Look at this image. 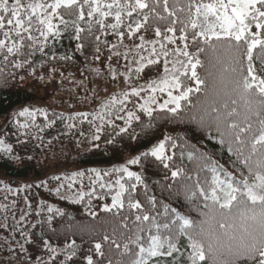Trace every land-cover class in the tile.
Segmentation results:
<instances>
[{
  "label": "snow or ice",
  "instance_id": "6c2138e0",
  "mask_svg": "<svg viewBox=\"0 0 264 264\" xmlns=\"http://www.w3.org/2000/svg\"><path fill=\"white\" fill-rule=\"evenodd\" d=\"M149 31L154 33V39L142 34ZM69 32V39L76 42L75 51L86 60V42H90L96 61L100 60L103 45L108 48L109 61L113 56H123L135 67L117 73L109 64L112 79L123 76L129 88L106 98L91 120L87 112L67 119L88 120L95 129L91 137L94 147H99L96 142L104 133L108 145L119 143L116 137L122 140L127 135L132 142L143 141L145 148L111 169L89 168L64 177L71 181L67 184L69 190L78 179L81 188L85 179L89 181L91 190L77 191L72 203L83 202L87 195L91 205L94 196L99 199L114 191L111 203L104 204L102 210L113 213L119 225L127 229L113 227L111 235L105 234L107 249L104 243L95 242L97 259L87 255L86 264H264V0H0V64L4 65L0 73L8 65L15 69L28 67L34 72L37 54L41 65L45 60H57L54 44ZM109 32L118 38L117 44L109 46L106 39H101ZM125 36L139 40L131 59L133 49L124 44ZM120 46L127 50L121 53ZM71 59L67 54L59 56V60ZM133 77L143 83L132 85ZM134 98L143 99V103H136ZM128 103L133 105L131 109ZM36 112L47 119L43 109L25 108L18 115L31 118L33 126L39 128L34 123ZM96 120L100 123L96 124ZM119 120H123V126L115 123ZM54 123L50 121L46 126ZM166 125H195L222 151L226 149L235 157L231 161L233 168L242 165L237 169L239 178L191 143L187 136L191 129L174 135L163 130ZM19 127L27 129L29 124ZM67 127L74 125L69 123ZM0 151L11 153L12 147L0 140ZM112 151L117 149L113 147ZM177 152L181 161L186 156L195 165L192 174L175 163ZM129 165L139 166L141 171H132ZM151 165L168 170L173 180L183 176L191 181L184 185L185 198L189 203L197 202L192 210L200 219L189 218L150 194L147 172ZM114 174H118L114 183L105 180ZM52 179L60 181L62 177ZM64 187L63 183L57 186L56 194L60 195ZM97 187L107 192L98 195ZM25 204L32 208L27 197ZM44 206L40 201L41 210ZM123 210L129 215H121ZM8 211L7 204H0V212L4 213L0 229L21 231L25 243H34L19 229L29 213L21 210L16 220L13 211L16 223L10 225ZM47 211L62 214L51 205ZM51 220L48 217L49 225ZM17 243L29 264H53L61 255L59 264H75L79 250L75 241L57 249L44 240L43 248L49 254L45 260L41 256L32 258L24 244ZM16 252L5 236L0 241V264H19ZM4 253L8 254L6 259ZM114 256L119 259L114 260Z\"/></svg>",
  "mask_w": 264,
  "mask_h": 264
},
{
  "label": "trees",
  "instance_id": "16d2710c",
  "mask_svg": "<svg viewBox=\"0 0 264 264\" xmlns=\"http://www.w3.org/2000/svg\"><path fill=\"white\" fill-rule=\"evenodd\" d=\"M70 34V32L65 33L59 42H55L57 60H45L43 65H41L39 54H37L33 65L34 72L28 67L15 69L8 65L4 73H0V140H4L6 144L12 147L11 153L0 151V184L1 179L26 182L20 193L15 195L17 200L23 201L21 209L9 205L8 198L5 199L8 196H12V199H15L14 195L9 194L10 192H6V195H0V204L8 205L9 211L7 214L10 225L15 224L16 220L19 219L22 214L21 210L29 213L25 221L19 224V229L27 234L28 239L34 242L31 244L25 243V237L21 235V231L14 232L11 228L7 230L0 229V241L5 236H8L13 247L17 250L16 254L19 256V264H29V261L24 253L19 252L17 241L20 244H24V247L28 250V255L32 258L41 256L45 260L48 259L49 254L43 248L42 241L47 240L57 249H63L65 244L75 241V244L79 246L77 255L74 257L75 264H86L85 257L87 255H93L94 259H97L94 255L93 247L95 242L104 243V248L107 249L108 242L103 241V236L105 234L111 235L113 227L120 228L121 231H127L117 222L119 220L118 217L114 219L113 213H106L102 210L104 204L111 203V195L114 194V191L112 194L104 195L103 198L98 199L94 196L91 199V205L88 204L87 195H85L84 201L81 203L58 199L48 185L52 183L51 175L47 173L50 166L51 168L63 167L72 170V172L89 168L108 170L126 163L128 159L145 150L144 146H142L143 141L132 142L127 135L122 140L120 137H116L119 143L108 145L105 143L104 133L101 134V140L96 142L99 144L98 148L94 147L93 143L87 150L80 148L77 139L82 136L92 135L95 129L89 125L88 120H84L82 117H76L72 121L67 118L75 116L76 113L87 112L89 113L88 119L91 120L93 115L100 111L102 102L115 94H110L103 101H97L94 95L96 94L97 85H108L116 80H113L109 73V64L117 73H123L128 71L129 60H125L123 56H113L112 60L109 61L108 48L101 45L100 60L96 61L93 58L95 54L94 48L90 42H86V60L85 56L75 51L76 42L69 39ZM142 34L147 39L155 38L152 31ZM101 39H106L109 42V46L118 43V38L112 35L111 32L106 36H101ZM138 43L139 40L136 37L130 40L125 36L124 44L129 49H133L129 59L135 56L134 44ZM118 50L124 53L127 49L124 46H120ZM65 54L70 55L72 59L59 60V56ZM143 55L147 56L148 53L144 52ZM0 67H4V65L0 64ZM94 68H98L100 70L99 73L91 70ZM13 73L14 75H12ZM151 74L149 73V75ZM119 77L123 78V76L118 75L117 78ZM132 81H135L136 84L143 83L142 80L137 81L135 77H133ZM127 86L128 89L129 85L127 84ZM198 95L202 94L197 93L196 96ZM196 96H193V102H195ZM134 99L136 103H143L141 98ZM35 102L52 103L54 105L51 106L54 109L44 106L37 108L43 109L47 115L46 119L45 115L36 112L34 123L39 125V128L33 126L31 118L26 121H16L14 119L13 113L16 109ZM85 107L90 109L86 110ZM132 107L131 103L127 104L128 109ZM120 115H126V112L120 113ZM108 118L106 117V119ZM111 118L114 119V117ZM143 119L147 120V117H143ZM53 120H55V123L51 127H47L46 125ZM25 123L29 124V128L19 127V125ZM69 123H72L74 127L68 128L67 125ZM95 123L99 124L100 122L96 120ZM115 123L123 126V120L115 121ZM40 128H43V131ZM185 128L192 130L187 133V136L191 138V143L202 151L207 152L212 159L224 164L234 176L239 178L240 172L237 169L242 168V165H237L236 168H233L231 161L235 160V157L231 156L226 149L222 151L215 140L208 139L195 129V125H166L163 130L176 135L184 134L183 130ZM107 130L111 131L110 128ZM113 147L117 149L115 153L112 151ZM175 163L188 169L189 174H192L191 169L195 167L192 162L187 160L186 156L181 161L178 158V152ZM129 168L132 171H141L139 166L129 165ZM149 168L147 175L150 177V194L155 195L164 204L181 210L189 218L200 219L197 212L192 210L197 206V202L189 203L185 198L184 185L186 183L190 184L191 181H187L183 176L173 180L171 173L163 169L162 166L151 165ZM244 171L246 174V170ZM117 175L105 177V180L114 183ZM208 175L210 177L211 174L208 173ZM152 181H159V183H152ZM42 182L46 183L41 187H37ZM88 184L89 181L85 179L84 186L81 188L78 179L74 186L82 191H90ZM102 192H107V189L96 188L98 195ZM140 192L142 194V188ZM25 197L31 203V209H28L27 205L24 204ZM140 198L142 199V195ZM40 201H44L43 210L40 208ZM48 205H51L54 209H59L62 214L49 213L47 211ZM200 208L204 210L202 205H200ZM13 211H15L16 220L12 219ZM37 212L40 215H37ZM91 213H95V216ZM3 215L4 213L0 212V219H2ZM121 215H129V213L127 210H123ZM48 217H52L50 225ZM128 223L129 227H132L131 219ZM32 225H35V227ZM142 235L147 236L148 233ZM13 236L15 237L14 240H12ZM89 249H93V251L89 252ZM113 250L116 251L114 245ZM7 255V253H4L3 258L6 259ZM61 259H63L62 255L57 256L53 264H59ZM113 259H119V257L114 256Z\"/></svg>",
  "mask_w": 264,
  "mask_h": 264
},
{
  "label": "rangeland",
  "instance_id": "374dc122",
  "mask_svg": "<svg viewBox=\"0 0 264 264\" xmlns=\"http://www.w3.org/2000/svg\"><path fill=\"white\" fill-rule=\"evenodd\" d=\"M129 66H131L133 68L135 67L134 64H131V65L129 64ZM131 84L134 85L136 83H135V81H132ZM127 87L128 86L125 83L124 78L119 77L111 84H108V85L99 84V85H97L96 94H94V95H95L97 101H103L110 94L117 93V92L121 91L122 89H127ZM163 98H166V96H164ZM160 102H162V99H161ZM40 106L41 107L44 106V107H47V108L54 109L53 107H51V106H54V105H52V103L35 102V103H32V104L23 106V108L16 109L15 112L13 113L14 119L16 121H26V120H28L30 118L18 115L19 112L23 111L25 108H28L30 111H35ZM89 109H90L89 107L86 108V110H89ZM76 111H80V110H76ZM91 137H92V135H87V136H82V137L77 139V142H78V144H79L81 149L87 150V149H89L92 146ZM47 173H48V175H51L50 176L51 179L54 176H61L62 177V179L60 181H56V180L52 179V183L48 184L49 185V189L54 192L55 196L58 199H65L67 201H71L72 202L73 195L77 191H80L79 189H77L74 186V184H73V187H72L71 190H69L67 188V184L70 183L71 181L65 180L64 177H66V176L70 177L71 174L73 173L72 170L66 169V168H63V167L51 168V166H50V168L48 169ZM62 183L65 185V187L61 189V194L57 195L56 192H55V189L57 188V186H59ZM25 184H26L25 181H9V180H5V179H1L0 195H6V192H10L9 194L10 195H14V198H15V195L20 193V191L25 187ZM5 186H7V188L12 189V191H7ZM84 192L87 193L88 191H84ZM9 197L10 196L7 197L9 205H12V206H15V207H18V208L21 209V207L23 205V201H19L16 198L12 199V196L10 198ZM13 201H15L14 205H13ZM24 204H25V202H24Z\"/></svg>",
  "mask_w": 264,
  "mask_h": 264
}]
</instances>
